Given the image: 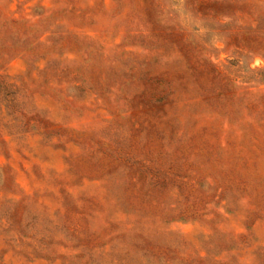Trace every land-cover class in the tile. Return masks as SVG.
Returning <instances> with one entry per match:
<instances>
[{
	"label": "rangeland",
	"instance_id": "obj_1",
	"mask_svg": "<svg viewBox=\"0 0 264 264\" xmlns=\"http://www.w3.org/2000/svg\"><path fill=\"white\" fill-rule=\"evenodd\" d=\"M0 264H264V0H0Z\"/></svg>",
	"mask_w": 264,
	"mask_h": 264
}]
</instances>
